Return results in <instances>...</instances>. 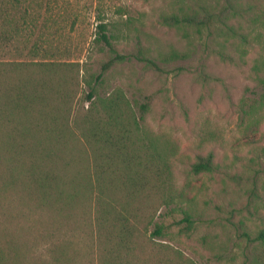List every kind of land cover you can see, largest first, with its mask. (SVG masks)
Here are the masks:
<instances>
[{"label":"rangeland","instance_id":"obj_1","mask_svg":"<svg viewBox=\"0 0 264 264\" xmlns=\"http://www.w3.org/2000/svg\"><path fill=\"white\" fill-rule=\"evenodd\" d=\"M8 1L15 37L0 49L10 51L0 52V61L47 62L53 87L68 95L60 106L54 91L52 108L58 106L57 116L71 132L55 145L49 170L77 180L76 190L71 180L60 187L51 207L28 194L24 179L19 188L9 182L7 161L0 163V247L13 242L20 264H54L46 247L53 236L57 264L99 263L95 205L87 189L90 180L94 191L92 164L74 122L91 107L99 109L91 102L119 91L138 126L158 140L174 198L168 204L156 197L138 200L146 219L131 264H253L257 247L244 234L253 238L264 228V0H230L235 11L199 28L168 26L163 19L201 8L218 15L226 0ZM100 23L127 58L97 80L108 58L94 42ZM71 63L78 65H63ZM24 64L5 77L0 63V93L17 77L19 84H36L41 91L48 79L45 65ZM92 88L95 98L88 101ZM1 108L0 143L18 119L20 128L28 119L42 120L38 111L22 118ZM32 150L29 144L24 151ZM209 152L216 171L193 174L192 164ZM13 173L15 179L20 175ZM75 193L77 198L70 197ZM155 224L163 226L160 236L151 235Z\"/></svg>","mask_w":264,"mask_h":264},{"label":"trees","instance_id":"obj_2","mask_svg":"<svg viewBox=\"0 0 264 264\" xmlns=\"http://www.w3.org/2000/svg\"><path fill=\"white\" fill-rule=\"evenodd\" d=\"M19 2V0H15ZM8 0H0V49L9 46L14 35L9 31ZM226 6L217 14H212L205 9L200 12L176 16L167 15L164 22L168 26L185 27H207L212 19L222 17L226 11H235L230 0H226ZM17 34L18 30H14ZM113 36L108 32L107 24L100 23L97 26L94 42L102 53H107L108 58L101 65V71L96 79H101L102 75L115 63L123 62L127 56L118 53L112 45ZM6 49V48H5ZM107 49V50H104ZM1 53L9 54L10 51L0 50ZM148 63L152 68L161 71V68L148 58H139ZM4 67L5 77L18 73L13 67L24 66V63L33 65L37 62H22L20 60L0 61ZM15 63V64H11ZM36 66H44V71L48 72L41 84V91H38L36 84H19L17 81L6 86L0 93V104L2 111L9 109L18 117L25 118L34 111H38L41 122L36 124L28 119V126L20 128L18 119L13 127L7 130L6 143H0V163L7 161L6 174L9 172L10 181L15 182L19 188L18 180L24 179L25 187L29 195H39V201H47L53 205V200L60 190V187L71 180L72 189L76 190V178H66L65 176L54 174L49 170L53 160V149L56 144H62L65 135L71 132L65 128L61 122L63 119L57 116L58 106L52 108L50 97L57 91L60 106H63L68 99V95L63 93L58 87H53L52 70L46 66L47 62H40ZM44 63V64H43ZM50 65V64H49ZM65 66H75L78 64H63ZM33 73V72H31ZM4 78V77H3ZM39 84V85H40ZM95 98L94 88L87 94V100ZM92 106L99 105V109L93 107L84 116L76 117L74 122L76 133L88 147L91 160V171L94 191L90 190V180L87 182V189L94 199V225L95 241L98 247V264H131V255L134 254L136 245L141 239L142 229L146 216L137 207L138 200L149 197H156L160 204H168L173 201L170 193V183L167 178L166 157L157 145L158 140L152 134H147L138 126L131 108L121 92L116 91L105 99H97L91 102ZM4 114V113H3ZM8 122V119L6 118ZM53 124L51 128L49 125ZM4 144V145H2ZM31 144V152L24 151L26 146ZM57 153V152H56ZM7 154L6 157L4 155ZM55 154V153H54ZM3 155V156H2ZM213 154L209 152L204 156H199L191 166L193 174L213 173L216 166L213 162ZM50 164V165H49ZM18 170L20 175L14 178V170ZM238 179V176H232ZM255 176L252 183L253 196L255 192ZM23 184V182H20ZM26 191V193H27ZM70 197L77 198L76 193ZM77 200V199H74ZM56 201V200H55ZM188 220L187 218H185ZM162 225L155 224L152 236L162 234ZM247 241L257 247L253 264H264V228L256 232L253 238ZM46 244L47 254L54 260V264L61 262V257L57 256V244L51 240ZM130 259V260H129ZM0 264H20L18 249L9 240L0 247Z\"/></svg>","mask_w":264,"mask_h":264}]
</instances>
